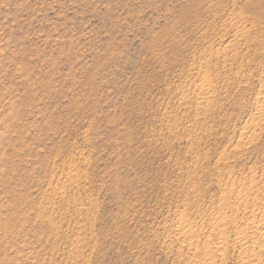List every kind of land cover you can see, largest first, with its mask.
Here are the masks:
<instances>
[{
	"label": "rangeland",
	"instance_id": "rangeland-1",
	"mask_svg": "<svg viewBox=\"0 0 264 264\" xmlns=\"http://www.w3.org/2000/svg\"><path fill=\"white\" fill-rule=\"evenodd\" d=\"M258 221L264 0H0V264H264Z\"/></svg>",
	"mask_w": 264,
	"mask_h": 264
},
{
	"label": "bare ground",
	"instance_id": "bare-ground-1",
	"mask_svg": "<svg viewBox=\"0 0 264 264\" xmlns=\"http://www.w3.org/2000/svg\"><path fill=\"white\" fill-rule=\"evenodd\" d=\"M204 88V87H203ZM250 129V128H249ZM246 130L244 133H243V135L244 136H247V135H249V131L250 130ZM213 225V224H212ZM216 225V224H215ZM215 225H213V226H215ZM219 225V224H218ZM217 225V226H218ZM221 227V226H220ZM213 228V227H212ZM215 228V227H214ZM187 229V228H186ZM248 229H249V231H250V233H251V241H253V243H255L256 245H259L260 247H262V248H264V221H262V222H260V221H258V223L256 222H253V223H251V224H249L248 225ZM186 230H185V226L183 227L181 224H180V227L178 228V230H177V233H184ZM222 236V235H221ZM186 238V237H185ZM240 238L242 239V240H240V241H242V243L241 242H239L241 245H243L244 244V242L243 241H245V237H241L240 236ZM187 239H189V238H187ZM219 239H224V238H222V237H220ZM190 240V239H189ZM186 241V240H185ZM246 242V241H245ZM190 244V246H192L193 245V243H192V241H190L189 242ZM221 243H223V241H221V242H219L218 243V245H216V249H208L207 247H205L206 248V250H205V253L206 254H212L214 251H220V249H221V246H219V244H221ZM186 244H188V243H186ZM262 250H264V249H262ZM245 252V254H246V252L247 251H244ZM248 253V252H247ZM258 259V258H257ZM257 259H254L253 257L250 259L249 257H244L243 258V262H242V264H257Z\"/></svg>",
	"mask_w": 264,
	"mask_h": 264
}]
</instances>
